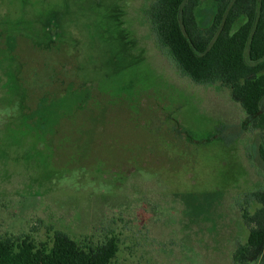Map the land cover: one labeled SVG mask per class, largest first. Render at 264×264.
<instances>
[{
    "label": "rangeland",
    "instance_id": "374dc122",
    "mask_svg": "<svg viewBox=\"0 0 264 264\" xmlns=\"http://www.w3.org/2000/svg\"><path fill=\"white\" fill-rule=\"evenodd\" d=\"M159 1L0 0V239L115 240L111 264H264L238 253L263 208L264 138L230 85L181 68ZM216 11L202 0L203 28Z\"/></svg>",
    "mask_w": 264,
    "mask_h": 264
},
{
    "label": "trees",
    "instance_id": "16d2710c",
    "mask_svg": "<svg viewBox=\"0 0 264 264\" xmlns=\"http://www.w3.org/2000/svg\"><path fill=\"white\" fill-rule=\"evenodd\" d=\"M215 1L214 20L203 28L197 15L202 0H160L152 9L155 30L194 80L230 85L264 138V0ZM240 18L246 20L236 27ZM258 197L263 208L246 215L255 226L238 252L241 262L264 253V193ZM117 252L115 240L84 246L62 231L50 246L30 236L0 239V264H111Z\"/></svg>",
    "mask_w": 264,
    "mask_h": 264
}]
</instances>
